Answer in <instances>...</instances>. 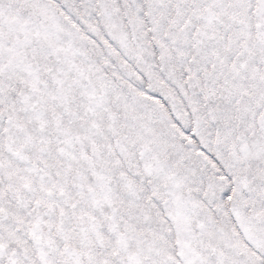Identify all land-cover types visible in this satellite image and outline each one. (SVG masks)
Masks as SVG:
<instances>
[{
  "label": "snow or ice",
  "instance_id": "6c2138e0",
  "mask_svg": "<svg viewBox=\"0 0 264 264\" xmlns=\"http://www.w3.org/2000/svg\"><path fill=\"white\" fill-rule=\"evenodd\" d=\"M0 264H264V0H0Z\"/></svg>",
  "mask_w": 264,
  "mask_h": 264
}]
</instances>
